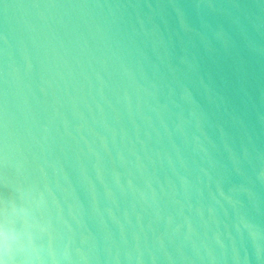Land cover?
Returning a JSON list of instances; mask_svg holds the SVG:
<instances>
[{"label":"water","instance_id":"water-1","mask_svg":"<svg viewBox=\"0 0 264 264\" xmlns=\"http://www.w3.org/2000/svg\"><path fill=\"white\" fill-rule=\"evenodd\" d=\"M17 195L57 264H264V0H0Z\"/></svg>","mask_w":264,"mask_h":264},{"label":"clouds","instance_id":"clouds-1","mask_svg":"<svg viewBox=\"0 0 264 264\" xmlns=\"http://www.w3.org/2000/svg\"><path fill=\"white\" fill-rule=\"evenodd\" d=\"M23 196L0 199V264H57L55 249L41 248L36 239L42 225Z\"/></svg>","mask_w":264,"mask_h":264}]
</instances>
